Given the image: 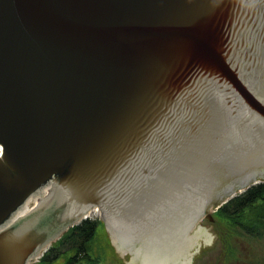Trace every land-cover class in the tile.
<instances>
[{
	"label": "water",
	"instance_id": "95a60500",
	"mask_svg": "<svg viewBox=\"0 0 264 264\" xmlns=\"http://www.w3.org/2000/svg\"><path fill=\"white\" fill-rule=\"evenodd\" d=\"M0 148V264L95 208L203 229L264 178V0H0Z\"/></svg>",
	"mask_w": 264,
	"mask_h": 264
},
{
	"label": "rangeland",
	"instance_id": "374dc122",
	"mask_svg": "<svg viewBox=\"0 0 264 264\" xmlns=\"http://www.w3.org/2000/svg\"><path fill=\"white\" fill-rule=\"evenodd\" d=\"M90 219L101 221L102 225L100 224L96 230L94 242L89 248L92 250L90 257H87L84 263L74 258V264H128L131 255L117 251L112 239L108 236L102 216L94 215ZM214 220L211 222L205 219L202 222V226L213 235L214 241L212 245L202 243L193 264H264V229H249L252 234L249 237L238 235L239 232L235 233L232 229L229 230L228 224L222 219ZM240 231L245 232V230ZM70 252L67 255L64 254L63 258L52 260L50 264H71L70 255L79 256V254Z\"/></svg>",
	"mask_w": 264,
	"mask_h": 264
},
{
	"label": "bare ground",
	"instance_id": "6f19581e",
	"mask_svg": "<svg viewBox=\"0 0 264 264\" xmlns=\"http://www.w3.org/2000/svg\"><path fill=\"white\" fill-rule=\"evenodd\" d=\"M200 210H180V216L167 223L129 241L123 236L112 238L113 242L132 256L128 264H193L202 243L212 245L214 241L213 235L205 228L191 232ZM92 213L101 215L97 208L87 216Z\"/></svg>",
	"mask_w": 264,
	"mask_h": 264
},
{
	"label": "trees",
	"instance_id": "16d2710c",
	"mask_svg": "<svg viewBox=\"0 0 264 264\" xmlns=\"http://www.w3.org/2000/svg\"><path fill=\"white\" fill-rule=\"evenodd\" d=\"M214 218L216 220H224L228 224L229 230L232 229L235 233L239 232L238 235L250 237L252 234L249 229H264V184L256 185L242 195L232 199L214 214ZM99 224V221L87 220L81 225L70 229L59 241L53 244L40 264H50L65 249L77 252L81 243H83L82 247L88 250L87 257H90L92 250H89V248L91 243L94 242V236ZM240 230H245V232ZM74 256L77 259L78 255L75 254Z\"/></svg>",
	"mask_w": 264,
	"mask_h": 264
},
{
	"label": "flooded vegetation",
	"instance_id": "af4514ba",
	"mask_svg": "<svg viewBox=\"0 0 264 264\" xmlns=\"http://www.w3.org/2000/svg\"><path fill=\"white\" fill-rule=\"evenodd\" d=\"M234 145V144H233ZM242 174H244V173H242ZM243 176L244 175H242V176H240V177H236L235 179H233L232 178V180L230 181V182H227V183H225L224 184V187L223 188H225V187H227V185H237V184H242L243 183ZM221 185V184H220ZM222 188V189H223ZM221 189V190H222ZM82 244L83 243H81V245L79 246V248H78V250H77V253L79 254V256L77 257V260H79V261H82V263H84L85 262V260H84V258L86 257V255L88 254V250H86V248L85 247H82ZM66 251H68L67 249H65V251H63V253H61L60 254V256L58 257V259L61 257V258H63L64 257V252H66ZM71 253V252H70ZM74 255H70V257H73ZM71 262V264H74V259H71L70 260ZM66 263H67V261H66Z\"/></svg>",
	"mask_w": 264,
	"mask_h": 264
}]
</instances>
